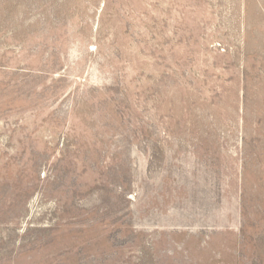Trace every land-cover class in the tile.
<instances>
[{"label":"rangeland","instance_id":"rangeland-1","mask_svg":"<svg viewBox=\"0 0 264 264\" xmlns=\"http://www.w3.org/2000/svg\"><path fill=\"white\" fill-rule=\"evenodd\" d=\"M0 264H264V0H0Z\"/></svg>","mask_w":264,"mask_h":264}]
</instances>
